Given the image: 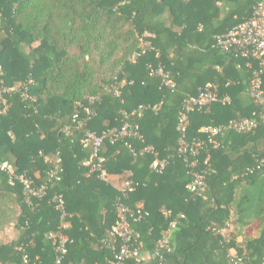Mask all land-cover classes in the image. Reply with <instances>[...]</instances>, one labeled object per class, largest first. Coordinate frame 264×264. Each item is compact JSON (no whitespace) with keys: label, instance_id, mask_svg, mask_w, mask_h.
I'll list each match as a JSON object with an SVG mask.
<instances>
[{"label":"trees","instance_id":"obj_1","mask_svg":"<svg viewBox=\"0 0 264 264\" xmlns=\"http://www.w3.org/2000/svg\"><path fill=\"white\" fill-rule=\"evenodd\" d=\"M257 1L0 0V88L19 86L4 94L0 163L41 184L53 165L46 157L61 159L60 178L31 203L0 168V232L11 223L17 232L0 244V264H53L56 252L47 237L52 230L68 236L62 264H112L113 251L103 244L116 220L119 192L82 165L89 151L80 140L86 129L101 134L119 126L123 112L139 125L142 138L105 140L100 154L108 174L134 183L124 203L147 211L130 220L141 251L152 250L175 219L172 248L161 264H232L229 253L253 264L264 261V123L243 133L224 129L215 136L217 147L200 130L245 117L258 120L264 112L245 93L256 62L248 66L214 46V37L248 18ZM157 67L170 74L172 86L150 74ZM207 83L219 84L230 100L188 115L183 139L200 142L193 169L205 170L207 183L194 195L186 188L192 168L178 152V112ZM90 96L99 102L80 126L72 116ZM147 145L154 153L130 150ZM155 158L167 160L163 171L152 170ZM57 194L63 217L54 207ZM227 222L225 242L210 226ZM254 227L256 236L250 234Z\"/></svg>","mask_w":264,"mask_h":264},{"label":"built area","instance_id":"obj_2","mask_svg":"<svg viewBox=\"0 0 264 264\" xmlns=\"http://www.w3.org/2000/svg\"><path fill=\"white\" fill-rule=\"evenodd\" d=\"M214 46L223 52H229L235 56L242 57L247 60V65L251 66L253 62H256L257 67L253 70L249 79V83L245 89V93L253 100L258 106L264 107V0H258L253 6L251 15L244 19L242 22L236 24L226 32L217 34L214 37ZM136 54L132 57L135 58ZM150 74H159L162 77V83L165 86H172L170 74L164 71L161 67L150 68ZM123 84V82H121ZM19 86L14 87H1L0 88V104L2 108L0 112H4L7 107V100L4 94L18 90ZM114 94L119 95L118 88L114 89ZM230 97L227 94H221L219 91V84L207 83L200 88L195 95L187 96L178 112V125L179 130L182 133V137L179 139L178 152L185 155V161L188 162L192 168V179L186 185V188L196 195H201L207 187L205 180V170H194L197 165V156L199 153L198 147L200 142L193 141L187 143L183 139L187 124L188 115L192 111L208 110L212 103L220 102L222 104L229 102ZM98 101V96L88 97V103H79V108L72 116V121L77 122L78 125L83 124V119H88L95 114L94 103ZM139 108H143L141 105ZM154 109L156 106L153 107ZM123 120L119 126L107 129L101 134H97L93 130L86 129L83 131L81 137V146L89 151V155L82 161V165L89 168L90 172L98 171L99 178L106 183L112 184L119 194L114 200V210L116 214V220L114 224L107 231V238L104 241L103 246L113 251L112 264H161L165 260V256L171 251L170 234L176 226V220H171L168 228L159 239L156 240L155 245L150 251H141L139 234L135 231L131 225L130 220L137 221L144 215H147V211L143 209L142 204H138L135 208H131L124 203V199L127 198L129 192L134 189V183L126 178H119L116 175H111L104 169L105 158L100 154L101 147L105 140H109L111 143H115L119 140H128L130 138H142L140 134V128L137 123H132L128 120L127 113L123 112ZM258 120L255 118H241L238 120H232L227 126H204L200 130L207 133L209 141L214 147L219 145V142L215 139V136L222 132L224 129H230L234 132L243 133L254 128L258 122L264 123V112H260ZM125 143H127L125 141ZM133 155H144L146 153H154V148L151 145L144 146L138 150L130 148ZM46 160L53 163L49 169L47 176L48 182L36 184V182L25 173H17L12 165L7 161L0 163V168L9 176V181L14 184L19 182L23 188V194L25 201L31 203L33 199H42L49 187V185L60 178L59 172L61 159L47 158ZM167 165L166 159L155 158L152 161L151 168L156 172H161ZM112 176H116L114 178ZM113 180V181H112ZM54 207L62 212L61 216L65 215L63 211V199L61 194H57L53 197ZM64 226L67 227L68 223L65 222ZM210 230L223 237L225 242L230 240L231 224L227 222L224 226L212 224ZM47 237L53 241L54 250L56 252L53 264H62L65 254L67 252L66 242L68 236L60 230L49 231ZM23 251V261H28V255ZM229 260L232 264H253L247 262L243 257L237 254L229 253ZM73 264V263H71ZM264 264V261L261 263Z\"/></svg>","mask_w":264,"mask_h":264},{"label":"rangeland","instance_id":"obj_3","mask_svg":"<svg viewBox=\"0 0 264 264\" xmlns=\"http://www.w3.org/2000/svg\"><path fill=\"white\" fill-rule=\"evenodd\" d=\"M145 44L144 42L141 41V45ZM125 177H123L124 179ZM113 181V180H112ZM252 232L256 233V228H252L251 229ZM251 234V233H250ZM17 237V232L15 230V227H14V224L11 223L9 224L7 227H5V229L0 232V244L1 243H5V242H9V241H12L14 240L15 238Z\"/></svg>","mask_w":264,"mask_h":264},{"label":"crops","instance_id":"obj_4","mask_svg":"<svg viewBox=\"0 0 264 264\" xmlns=\"http://www.w3.org/2000/svg\"><path fill=\"white\" fill-rule=\"evenodd\" d=\"M112 177L117 178L116 176H112ZM119 178H123V177H119ZM250 233H251L252 236H256V235H258V230H257V228H256V233H255V232L253 233L252 230L250 231ZM237 240H241V237L238 236Z\"/></svg>","mask_w":264,"mask_h":264}]
</instances>
